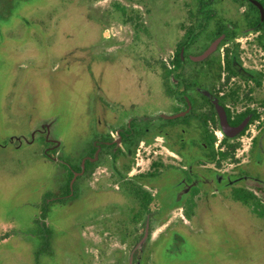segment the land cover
I'll use <instances>...</instances> for the list:
<instances>
[{
    "label": "rangeland",
    "instance_id": "rangeland-1",
    "mask_svg": "<svg viewBox=\"0 0 264 264\" xmlns=\"http://www.w3.org/2000/svg\"><path fill=\"white\" fill-rule=\"evenodd\" d=\"M215 8L228 21L244 9L229 0ZM194 9L193 0H31L0 25V264H131L140 248L143 264H264V217L231 196L232 188L246 189L264 205V56L252 40L247 49L255 62L245 59V70L262 85L251 102L225 104L232 112L254 105L259 119L227 140L222 149L228 157L218 166L191 168L203 177L192 204L164 208L146 230L141 206L127 193L131 167L133 176L150 170L154 160L187 168L172 141L157 132L164 123L155 121L128 157L115 162L110 149L102 150L90 173L75 182L77 198L52 205L44 221L40 216L43 196L62 192L69 167L83 161L93 141L116 140L132 118L184 108L173 97L169 71L185 30L197 24L190 20ZM209 33L188 55L205 50ZM236 43L222 44L213 57L228 52L232 64H244ZM195 69L199 65L187 62L184 77ZM222 84L214 89L232 88ZM241 89L247 93L242 83ZM187 95L199 102L198 93ZM214 131L217 143L222 134ZM46 151H54V160ZM209 168L230 176L232 185L218 188L204 174ZM179 179L162 170L158 182L142 188L166 194ZM46 247L50 254L39 253L37 260V250Z\"/></svg>",
    "mask_w": 264,
    "mask_h": 264
},
{
    "label": "flooded vegetation",
    "instance_id": "flooded-vegetation-1",
    "mask_svg": "<svg viewBox=\"0 0 264 264\" xmlns=\"http://www.w3.org/2000/svg\"><path fill=\"white\" fill-rule=\"evenodd\" d=\"M194 1L195 4V9H194V13H193V17L194 20L197 21L198 19H200V17L203 16L202 12H198V6L197 3ZM231 3L236 4V5H240V7H243L244 9L241 11L238 19L236 20H231L228 21L226 19L223 18H218L217 17V9L215 8L216 5H220L221 3L224 2V0H217L215 2H213L209 7V9H212L214 12H210L208 15L211 16L212 18L209 20L208 24L205 26V30L197 35V37L195 38V40L193 41L192 45L197 41V39L200 37V35L210 31L209 35H207V37L211 40L209 45L205 48V50L216 40L220 39L218 44L216 45L215 50L205 59L201 60V61H192L190 58L191 57H197L199 55H201L202 53L198 54V55H188V53H186V55L184 56V50L182 49V56H181V60L185 62V66H184V70L186 67L187 62L190 63L189 61H191L190 64L192 65H199L200 69H195L194 74L192 75L191 78L187 79L184 77V73L182 74V77L188 81L193 83L194 86L189 87L183 91H174L176 88V81L174 79L171 78L170 76V80L172 81V84L174 86L173 89V97L175 99H177L178 101L182 102L184 105V108L182 110H180L179 112H176L174 114L171 115H175L178 113H183L188 109V104L190 106V110L181 117L175 118V119H170V120H176L179 118H183L186 115L189 114H197L200 115L201 117H206V127L205 130L207 131L208 134V138L210 140L213 141V147H214V151L215 152H225L222 147L223 145L226 144L227 140L229 139H237L238 137H241L242 135H244L245 131L247 130L248 126L250 124H252L253 122H255L257 119H259V111L257 108L254 107V105H248L244 108H242L241 111H236V112H232L233 110L230 108L229 105L225 104L226 102L231 103L232 105H234L235 107L237 106V104L241 103V102H251L252 98H251V93L254 92L255 88H259L261 87V80H257L256 77L250 75V73H247L245 68H246V62L245 59L248 60V63L250 62V60L252 59V62H255V60L252 58V54L251 52H249V50L247 49L248 46H250V44L248 43L249 40H252V47L257 46L258 49L255 50V52H259L264 56V6L262 5V2H264V0H247L249 2H251L256 9H252L248 6L247 1L246 0H237V1H232L229 0ZM256 2L257 4L260 5V7L262 8V10L259 9V7L254 3ZM259 19V22H256V20ZM199 21V20H198ZM197 21V23H198ZM211 23H213V25L211 26ZM197 25V24H196ZM194 25V26H196ZM210 28V29H209ZM221 31V33L219 34H214L215 32ZM226 33H228V35H226ZM247 35V36H241L239 38L238 35ZM254 34V35H253ZM249 35L254 36L255 39H251L249 38ZM236 41V45L239 47L240 51V58L242 59V61H244V64H237L234 65L231 63V61L229 60V55L228 52L223 54V58H215L214 53L216 50H218L220 48V46L228 41ZM240 44V45H239ZM191 45V46H192ZM246 45V46H244ZM190 46V47H191ZM255 52L253 54V56H255ZM210 60L211 62H214V64L219 63L220 67L222 68L221 71H218L217 69H214L213 67H210V64H206L205 61ZM217 66V65H215ZM226 67H229V69H226ZM208 70V72H203V73H199V70ZM228 70H232L235 73H231ZM259 72H261V70L259 69ZM264 74V73H262ZM259 76H261V73L258 74ZM264 77V76H263ZM223 82L222 87H226L231 86V89H228L226 92H219L217 90H215V82L221 81ZM238 80L240 81V84L235 85L233 83H231L230 81H235ZM207 82H210L211 86L206 87L207 89H204V86H207ZM241 83L242 85L245 87H247V93L243 95L242 93V89H241ZM250 83H253V87H250ZM193 91L198 93L199 95V102L196 101L195 99H192L188 94V92ZM261 106L264 105V102L262 101L260 103ZM218 108H220V110L222 109L223 114L226 118L228 127L227 130H229V134L225 133L221 127V118H220V111H218ZM201 111H198V110ZM203 110V111H202ZM221 111V112H222ZM243 113H247L246 116H244L242 119H240L238 121V116L243 114ZM160 114V113H158ZM156 114V115H158ZM154 115V116H156ZM166 115V114H165ZM256 115L258 116L257 119H255L252 123L250 122L252 119V116ZM152 117H139V118H132L128 121L125 129L122 130H117V136L118 138L116 140H113L111 138L108 139H102L99 142L93 141V143L90 145V150L89 153L87 155L84 156L83 161H80V164L78 167L80 168L79 170H74L73 167H69V172H68V176L66 178L65 183L62 185V192L60 191L58 196L53 195L52 193H46L43 196V199L40 203V207L43 206L45 203L46 204H50L51 206L56 204V203H61V202H66L70 199H75L77 198V187L75 189V182L80 178V177H84L87 173H90V171L92 170L91 168L94 166L96 160L98 159V155L99 153L108 148L110 149L111 153V157H113L112 159L116 162L120 157H128L129 155L132 154V149L135 148V146H133L132 148H128L127 145L125 143H123V136L128 135V133H126V129L130 128L131 126V121H134L135 125H140L145 123V122H149V126L148 129L146 131V133L144 135H142L141 139H139L138 142H142L144 136H146V134L150 131V125L153 122H157V121H161L164 124L162 125V127L157 128V132L159 134H161L162 137H164L166 140L168 141H172V146H170L171 150L175 152V154L177 156H179L181 158V160L187 165V168L184 169H180L178 167H173V166H166L164 165L161 161L159 160H154L152 162H150V170H148L145 173H141L138 175H132V171L134 170L133 167H131V172H129V176H131L130 180H134L133 182H127L125 183V185H127V193L132 196L139 204V206H141L143 213L145 214V217L142 219L141 224L143 223L146 230L147 227L150 223V220H152L154 217L159 215V212H162L164 210V208L170 209L174 206L177 205H185V204H192L193 203V199L197 194V189L195 188V186L197 185H202V176H199L197 173L193 172V170H191V168L196 165H202V164H210V165H216L218 166L220 164V162L224 159H226L228 157L227 156L221 158L220 156L216 157V161L214 162H210L207 159V156L203 155V154H199L196 153L197 147L195 145L196 143H200L203 144L202 141L199 139V131L198 129H196L197 125L199 124L198 121L195 118H189L188 119V125L187 124H183L181 122H176L174 123L172 126L167 124L166 121H170V120H166V119H155V120H144L141 118H153ZM137 120H139L138 124H137ZM248 121L247 124L245 125V127L243 128L242 131H239L237 133H234L233 130H235L238 126H240L244 121ZM214 127L218 128V130L220 131V133L222 134L220 137L221 139L218 140V142L216 143V139L214 137V134L216 135L217 133L214 131ZM173 130H178L179 132L181 131L184 135H185V142L189 145L188 148H186V151L183 153H180L181 151V147L180 144L178 143V141L176 139H170L169 137H172V132ZM233 132V134H232ZM193 134V135H192ZM169 136V137H168ZM218 136V135H217ZM174 145V146H173ZM52 146V145H51ZM54 146V145H53ZM120 146H124L127 150V152L123 151L121 149ZM92 147L94 148V150H91ZM124 152V153H123ZM45 157H47L48 159L54 160V151H46L44 153ZM136 161V158H132V160ZM87 162H90L91 165L87 166ZM133 163V162H131ZM136 166H139V163H136ZM124 171L127 172L129 171L130 166L129 165H124ZM162 170L165 171H172V172H177L180 176L179 181L176 183V185L168 186L166 187V191H168L166 194H164V190L163 188H160L157 192H155V194L150 195L146 190H144L142 187L147 186L146 184L149 183H154V181L158 182L162 173ZM69 173L72 174V177L69 181V193L66 192V185H67V181L69 179ZM206 176L212 177L213 182L217 185L218 188H222L223 186H231L232 185V181L230 179V176L227 177H221V176H217L215 174V170L214 169H206V172L204 173ZM223 183V184H221ZM256 190H260L261 188L259 187V185L255 186ZM235 190V188L231 189V196H232V191ZM242 191H244L245 193H251L249 191H247L246 189H240ZM132 191H136V193L139 194V197L133 196L132 195ZM263 192V191H262ZM252 194V193H251ZM255 196V195H254ZM233 198V197H232ZM149 200V203H148ZM259 203L262 204V202L259 200ZM50 206V208H51ZM151 208V211L148 212V209ZM48 215V214H47ZM40 216H42V210L40 213ZM47 216L45 218H42V221L46 220ZM42 225H44V231L42 232V236L44 237V243L47 244L48 240H49V231L45 226V223H43ZM81 234V233H80ZM147 233H145V235L141 236V240H144V237L146 236ZM52 236V235H51ZM144 246V245H142ZM44 248H40L39 250H37V253L35 255V258L38 260L39 257V253H49L48 247H46L43 251ZM136 258L133 259V262H131V264H143L142 261V250L140 248L136 250ZM44 253V254H46Z\"/></svg>",
    "mask_w": 264,
    "mask_h": 264
},
{
    "label": "trees",
    "instance_id": "trees-1",
    "mask_svg": "<svg viewBox=\"0 0 264 264\" xmlns=\"http://www.w3.org/2000/svg\"><path fill=\"white\" fill-rule=\"evenodd\" d=\"M217 0H195L198 6V12H202L203 16L198 19V23L196 26H188L187 29L185 30V33L178 45V48L175 52V55L172 60V69L169 71V74L172 79L176 81V88L174 91H183L189 87L194 86L193 83L186 81L183 77L182 74L184 73V66L185 62L181 60V50H184L183 55L185 56L187 53V50L190 48L192 45L193 41L197 37V35L201 34L205 29V26L208 24L209 20L212 18L208 14L210 12H214L212 9H209L208 6H210L213 2ZM232 1H237V0H232ZM247 1V0H246ZM31 3V0H0V25H3L4 21H9V19L12 18L13 13L16 12V9H23L25 5H28ZM247 4L250 8L256 9V7L249 1H247ZM262 5L264 6V2H262ZM190 20H194L193 14L190 13ZM256 22H259V19L256 20ZM221 31L215 32L214 34H219ZM228 35V33H226ZM191 63V61H189ZM206 64H210V67H213L214 69H217L218 71H221L222 68L220 67L219 63L214 64V62H211L210 60L205 61ZM217 65V66H215ZM226 69H229V67H226ZM231 73H235L232 70H228ZM199 73L203 72H208V70H199ZM172 82V81H171ZM173 93V92H172ZM247 113H243L238 116V121L242 119L244 116H246ZM195 118L198 121V125L196 129L200 130L199 131V139L202 141L203 144L196 143L195 145L197 147L196 153L203 154L207 156L208 161L214 162L216 161V157L220 156L221 158L227 156V153L223 152H215L214 147H213V141L208 138L207 131L205 130L206 127V117H201L200 115L197 114H189L186 115L183 118H179L176 120H170L166 121L167 124L173 125L176 122H181L183 124L188 125V119L189 118ZM258 116L253 115L251 119V123L257 119ZM149 122L143 123V125H135L134 121H131V126L130 128L126 129V133L128 135L123 136V143L127 145L128 148H132L135 146L139 139H141L142 135H144L148 129ZM172 137H169L170 139H176L178 143L180 144V147L182 148L180 153H183L186 151V148L189 147V145L184 141L185 135L180 131L173 130L172 132ZM231 151H234L236 148V145H229ZM91 150H94L92 147ZM87 166L91 165L90 162H87ZM74 170H79L80 168L76 167L73 168ZM72 177V174L69 173V179L67 181L66 185V192L69 193V181ZM261 190V189H260ZM133 196L139 197V194L136 193V191L131 192ZM232 197L234 200L241 202L245 206H249L252 208L255 214L260 215L262 218L264 217V205H259L258 199L254 197L253 194H247L244 191L240 189H235L232 191ZM149 203V200H148ZM52 204V203H50ZM50 204H44L41 206L42 210V218H45L49 212L50 209ZM151 211V208L148 209V212Z\"/></svg>",
    "mask_w": 264,
    "mask_h": 264
},
{
    "label": "water",
    "instance_id": "water-1",
    "mask_svg": "<svg viewBox=\"0 0 264 264\" xmlns=\"http://www.w3.org/2000/svg\"><path fill=\"white\" fill-rule=\"evenodd\" d=\"M260 10H262V8L260 7L259 4H257L256 2H254ZM220 39L214 41L201 55L197 56V57H191L190 59L192 61H201L203 59H205L206 57H208L216 48V45L218 44ZM181 56H182V52H181ZM190 110V106L188 104V109L183 112V113H178V114H175V115H165V114H158L156 116H154L153 118H141V119H144V120H155V119H159V118H162V119H166V120H170V119H175V118H178V117H181V116H184L188 111ZM218 111H220V118H221V127L223 129V131L227 134H229V130H227V127H228V124H227V121H226V118L223 114V111L222 109L220 110V108H218ZM222 111V112H221ZM247 120L244 121L240 126H238L235 130H233L234 133H237L239 131H242L243 128L245 127V125L247 124ZM232 132V134H233Z\"/></svg>",
    "mask_w": 264,
    "mask_h": 264
}]
</instances>
